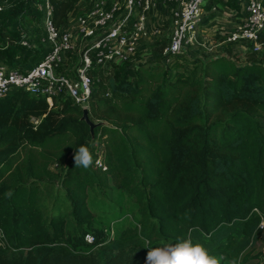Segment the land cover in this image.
<instances>
[{
    "label": "trees",
    "instance_id": "16d2710c",
    "mask_svg": "<svg viewBox=\"0 0 264 264\" xmlns=\"http://www.w3.org/2000/svg\"><path fill=\"white\" fill-rule=\"evenodd\" d=\"M33 1L12 8L15 18ZM85 1L51 0L56 27L82 15ZM159 60L137 73L90 72V117L104 123L94 136L67 99L56 110L21 89L0 99V264H146L149 248L189 238L220 264H264L255 250L264 236V56L230 50L177 76L166 71L172 65L154 67ZM97 143L106 171L94 168ZM82 145L92 154L87 169L73 162ZM111 182L136 218L125 206L114 221L94 215L89 192ZM48 184L65 193L74 232L64 215L45 211ZM128 216L132 227L119 228Z\"/></svg>",
    "mask_w": 264,
    "mask_h": 264
},
{
    "label": "built area",
    "instance_id": "2783aa9c",
    "mask_svg": "<svg viewBox=\"0 0 264 264\" xmlns=\"http://www.w3.org/2000/svg\"><path fill=\"white\" fill-rule=\"evenodd\" d=\"M204 1L94 0L88 11L76 19L71 18L63 29H58L53 22L51 0H35L33 7L43 21L41 41L47 49L31 68L24 71L9 66L0 54V99L21 89L45 97L49 110L61 108L65 99L82 109H89L94 91L90 72L116 64H130L141 56L143 41L156 40L163 33L160 27L148 28V19L160 3L171 6L173 13L171 36L161 52L163 64L172 65L186 47L196 45ZM9 2L0 0V14L6 11ZM263 32L264 0H247L246 20L226 42L245 44L246 51L250 50L258 57L264 54V43L260 42ZM17 37L14 41L0 40V53L13 45L24 50L33 48L32 39L24 31H19ZM71 58L76 60L75 68L65 73L62 67ZM32 121L35 125L40 123L37 118ZM94 168L107 170L101 156L95 161ZM260 227H264L263 223ZM86 241L93 243L94 237L87 235Z\"/></svg>",
    "mask_w": 264,
    "mask_h": 264
},
{
    "label": "crops",
    "instance_id": "0c3cea01",
    "mask_svg": "<svg viewBox=\"0 0 264 264\" xmlns=\"http://www.w3.org/2000/svg\"><path fill=\"white\" fill-rule=\"evenodd\" d=\"M246 6L247 0H205L203 4V18L199 25L196 45L186 47L183 50L181 57L178 58L180 59L179 64H181V68L185 70L193 67L194 64L191 63L193 60H206L209 57L214 58L220 55H228L230 50L240 54L245 53L247 50L245 44L232 43L229 45L226 41H218L216 37L228 38L237 27L244 23L246 20ZM172 19L173 13L171 6L160 3L148 19V28L160 27L163 30L167 26L172 27ZM15 22L18 24L17 28L10 29L7 27L9 22H3L2 18H0V31H6L14 36H18L19 31H24L32 39L33 48L31 50H24L19 46L13 45L11 47L12 49L7 51L3 60L12 68L24 71L31 68L41 58L47 46L39 38L38 26L31 24L23 29L19 25V22H21L20 18L16 19ZM14 26L16 25L14 24ZM41 26L43 27L42 19ZM170 36L167 38L166 44H168ZM5 39H9V36H5L1 40L3 41ZM149 41H143L141 45V56H143V53L146 54L145 48L148 47L147 43ZM157 46L159 47L161 45ZM214 53H218V55L212 56ZM240 62L242 64L248 63L245 58H242Z\"/></svg>",
    "mask_w": 264,
    "mask_h": 264
},
{
    "label": "rangeland",
    "instance_id": "374dc122",
    "mask_svg": "<svg viewBox=\"0 0 264 264\" xmlns=\"http://www.w3.org/2000/svg\"><path fill=\"white\" fill-rule=\"evenodd\" d=\"M94 0H86L82 6L83 8V14L88 11L93 4ZM21 0H10L9 3H7L6 6V11L0 15V18H2L3 22L4 21H8L9 24L7 25L8 28L13 29L14 27L17 28L18 24H16L15 20L20 18L21 22H19V25L25 29L27 26L34 24L35 26H38L39 28V35H40V39L43 37L42 35L44 34V28L41 26V17L37 14L36 9L33 7L32 3H29L28 5V9L27 11H25L23 13V15H17L16 18L14 16V12L11 11L12 8H14L16 5L20 4ZM80 16V15H79ZM79 16L73 18L76 19ZM14 24L16 26H14ZM164 33H162V36H160L159 39L156 40H150L147 44L148 47H146V54L143 53V56H138V58H135L130 64H120V65H112L110 68L106 69H112L114 68L115 71H119L122 70V68H124V70L122 71H128L129 69H133L134 73H137V68L144 65L145 63H147L148 61H153L156 59H161V52L162 49L167 45V38L171 35V26H167L164 29ZM43 33V34H42ZM157 45H161V46H157ZM20 52V51H19ZM210 53V52H208ZM141 55V54H140ZM218 55V53H214L212 54V56H216ZM263 55L260 56H256V58L261 59V57H263ZM181 57V55H180ZM137 60V61H136ZM180 59H178L175 63L172 64L171 67H169V69H166V71H168V73L172 76H177L180 73H184V69H182L181 64H179ZM193 61H191L192 63ZM76 63L75 58H71L69 59V61H67L63 67H62V71H64L65 73H67L70 70H74L75 66L74 64ZM241 63V62H240ZM160 66L163 65L162 60H159L157 64L154 65L155 66ZM195 66L189 68L188 70H192L194 69ZM95 83L96 80L94 79V87H95ZM91 119L94 122L98 121L96 119H93L91 117ZM97 147V151L96 153L98 155H102L103 151H104V147L103 145L97 143L96 144ZM54 170H58L57 169V165L53 166ZM44 192L42 195V205L45 209V211L51 215V213L53 215H58L59 213H61L62 215H64L67 218V222L69 225V232H74L75 231V227H73V220H72V216L70 214V208H69V204H67V202L65 201L64 195L65 193L63 192V190L61 189L60 185L58 184H48L46 187L43 188ZM90 195V205H91V209L94 213V215L96 217H99L100 219L104 216H109V220L110 221H114L117 219V213L114 214L115 211L118 212V210L125 206L126 211L128 212V214L132 215L134 218H136V208H135V204L124 197V195L118 190V188L116 187V185L114 183H110L109 186L104 187L103 189L98 187L95 190H91L89 192ZM119 213V212H118ZM131 223H133L132 217L128 216V221L127 223L123 224L122 227L123 229L125 228H131L132 225ZM112 226H115L114 223L112 224ZM255 250L258 251H263L264 252V236H260L259 241L256 243V247Z\"/></svg>",
    "mask_w": 264,
    "mask_h": 264
},
{
    "label": "clouds",
    "instance_id": "9594fccd",
    "mask_svg": "<svg viewBox=\"0 0 264 264\" xmlns=\"http://www.w3.org/2000/svg\"><path fill=\"white\" fill-rule=\"evenodd\" d=\"M73 162L76 167L89 168L93 162L89 148L80 146L74 153ZM12 195V191L6 193L8 198ZM146 264H220V259L212 255L204 245L199 242L194 243L189 238L178 240L174 244L149 248ZM233 264L236 262L233 261Z\"/></svg>",
    "mask_w": 264,
    "mask_h": 264
},
{
    "label": "water",
    "instance_id": "95a60500",
    "mask_svg": "<svg viewBox=\"0 0 264 264\" xmlns=\"http://www.w3.org/2000/svg\"><path fill=\"white\" fill-rule=\"evenodd\" d=\"M82 121H84L87 124V126L90 128V132L93 136L95 134V130L99 128L102 124H104L101 122L100 123L94 122L90 117V112L88 108L83 109Z\"/></svg>",
    "mask_w": 264,
    "mask_h": 264
}]
</instances>
